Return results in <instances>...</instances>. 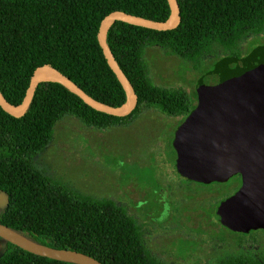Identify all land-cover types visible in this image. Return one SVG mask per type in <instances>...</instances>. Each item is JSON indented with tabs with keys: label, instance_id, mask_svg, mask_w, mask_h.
Here are the masks:
<instances>
[{
	"label": "trees",
	"instance_id": "obj_1",
	"mask_svg": "<svg viewBox=\"0 0 264 264\" xmlns=\"http://www.w3.org/2000/svg\"><path fill=\"white\" fill-rule=\"evenodd\" d=\"M178 2L181 21L173 29L156 30L117 20L107 31L109 47L138 96L130 114L100 111L57 81L40 82L21 117L0 105V192L9 198L0 208L1 223L36 242L83 252L103 264H167L146 246L138 219L127 204L58 182L36 167L33 157L53 137L56 123L68 115L97 128L123 124L156 106L167 115L189 118L196 106V86L189 92L154 84L143 58L148 45L160 46L196 64L205 62L204 56L215 45L225 50L216 56L218 61L226 56L244 57L264 45H249L246 55L238 45L243 37L264 32V0ZM114 10L156 21H166L172 12L169 0H0V90L7 101L21 104L34 70L50 64L95 99L122 106L127 101L126 90L98 39L103 18ZM170 148L176 167L173 139ZM199 183L207 188L199 191L202 215L218 231L220 227L236 234L228 239L218 232V239L243 240L235 236L244 232L221 225L217 207L224 197L216 196L211 187L219 182ZM195 196L197 193L192 194ZM140 211L144 216L149 213ZM0 242V264H80L27 251L1 236ZM213 264H264V247L246 249L240 245L234 253L219 254Z\"/></svg>",
	"mask_w": 264,
	"mask_h": 264
},
{
	"label": "rangeland",
	"instance_id": "obj_2",
	"mask_svg": "<svg viewBox=\"0 0 264 264\" xmlns=\"http://www.w3.org/2000/svg\"><path fill=\"white\" fill-rule=\"evenodd\" d=\"M259 44H264V32L249 34L238 43L243 55L250 46ZM213 49L201 64L152 45L144 48L143 58L154 84L190 92L198 78L218 62L216 56L225 54L219 45ZM172 121L175 118L159 106L146 108L123 124L102 128L68 115L56 123L53 137L34 155L33 162L47 175L75 190L127 204L138 219L144 243L167 264H213L219 254L234 253L240 245L246 249L263 248L264 230L252 232L244 240L218 239V232L228 239L236 234L220 227L218 231L202 215L199 191H206V186L185 179L174 166L170 148ZM227 186L217 183L211 187L221 198L228 195ZM195 193L197 196L192 197ZM142 195L146 202L139 208ZM189 197L192 198L188 200ZM185 206L189 211L184 210ZM140 210L149 213L144 216ZM187 213L190 221L184 219ZM209 216L214 220L213 215ZM256 236L257 240L253 238ZM185 240L195 243L186 244ZM238 241L242 243L239 245Z\"/></svg>",
	"mask_w": 264,
	"mask_h": 264
},
{
	"label": "water",
	"instance_id": "obj_3",
	"mask_svg": "<svg viewBox=\"0 0 264 264\" xmlns=\"http://www.w3.org/2000/svg\"><path fill=\"white\" fill-rule=\"evenodd\" d=\"M169 2L172 12L166 21L114 10L101 22L100 45L126 90L127 101L122 106L114 107L95 99L50 64L34 70L21 104L9 103L0 90V105L11 115L21 117L28 110L37 85L43 81H57L100 111L117 116L130 114L137 105L138 96L109 47L107 31L117 20L156 30L173 29L181 21V10L178 0ZM47 76L51 79H45ZM196 92L197 104L173 138L176 169L183 177L202 183L225 181L234 174H241V187L222 199L217 207L220 222L240 232L264 228V45L244 57L226 56L219 60L198 79ZM8 200V195L0 192V208ZM0 236L42 256L80 264H103L83 252L36 242L1 222ZM2 248L0 242V252Z\"/></svg>",
	"mask_w": 264,
	"mask_h": 264
},
{
	"label": "flooded vegetation",
	"instance_id": "obj_4",
	"mask_svg": "<svg viewBox=\"0 0 264 264\" xmlns=\"http://www.w3.org/2000/svg\"><path fill=\"white\" fill-rule=\"evenodd\" d=\"M196 104H197V101H196ZM195 104V105H196ZM170 116L172 119L175 118V121H172L174 122L173 124V129H174V135H175V132H176V129L179 125H182L186 120L188 121V118H186V116H173V115H168ZM169 122V121H168ZM169 128V127H168ZM174 137V136H173ZM176 157V156H175ZM214 182V181H213ZM215 182H219V183H226L228 184V195H226L224 198L232 195L233 193H235L242 185V176L241 174L237 173V174H234L232 175L231 177H229L227 180L225 181H215ZM149 194V193H148ZM152 194V193H151ZM223 198V199H224ZM142 201L138 203L139 206H142L145 204L146 202V199L144 198V196L142 195ZM184 210L185 211H189L188 208L185 206L184 207ZM184 219L186 221H190L191 220V216L189 213L187 214H184ZM222 226L226 227L225 225L221 224ZM228 228V227H226ZM231 230V229H230ZM259 230H264V228H258V229H251L249 230L248 232H244L245 235H243V240L245 238V236H248V235H252V232H255V231H259ZM237 232H240V231H237ZM258 236V234H257ZM257 236L256 237H253L254 239L257 240Z\"/></svg>",
	"mask_w": 264,
	"mask_h": 264
},
{
	"label": "bare ground",
	"instance_id": "obj_5",
	"mask_svg": "<svg viewBox=\"0 0 264 264\" xmlns=\"http://www.w3.org/2000/svg\"><path fill=\"white\" fill-rule=\"evenodd\" d=\"M45 79H51V77L50 76H47Z\"/></svg>",
	"mask_w": 264,
	"mask_h": 264
}]
</instances>
